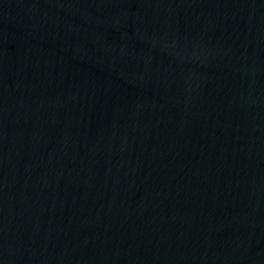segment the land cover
I'll use <instances>...</instances> for the list:
<instances>
[{
  "label": "water",
  "instance_id": "obj_1",
  "mask_svg": "<svg viewBox=\"0 0 264 264\" xmlns=\"http://www.w3.org/2000/svg\"><path fill=\"white\" fill-rule=\"evenodd\" d=\"M0 264H264V0H0Z\"/></svg>",
  "mask_w": 264,
  "mask_h": 264
}]
</instances>
